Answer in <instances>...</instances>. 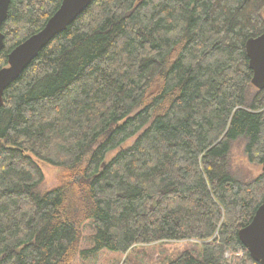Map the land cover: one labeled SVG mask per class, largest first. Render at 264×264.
I'll use <instances>...</instances> for the list:
<instances>
[{
	"label": "trees",
	"instance_id": "trees-1",
	"mask_svg": "<svg viewBox=\"0 0 264 264\" xmlns=\"http://www.w3.org/2000/svg\"><path fill=\"white\" fill-rule=\"evenodd\" d=\"M61 1L11 0L0 68ZM263 32L264 0H93L4 93L0 264L191 239L173 264H259L238 231L264 201V172L238 177L231 151L242 142L264 161V88L246 50ZM36 158L61 168L43 194Z\"/></svg>",
	"mask_w": 264,
	"mask_h": 264
},
{
	"label": "water",
	"instance_id": "water-1",
	"mask_svg": "<svg viewBox=\"0 0 264 264\" xmlns=\"http://www.w3.org/2000/svg\"><path fill=\"white\" fill-rule=\"evenodd\" d=\"M93 0H62L58 10L39 31L17 44L8 54L7 64L0 68V107L6 89L39 55L52 39L63 32L92 3ZM11 0H0V52L5 45L2 25L8 17ZM247 55L253 71L252 84L264 88V32L247 41ZM264 172V161L262 163ZM238 237L254 261L264 264V201L256 209L251 221L238 231Z\"/></svg>",
	"mask_w": 264,
	"mask_h": 264
},
{
	"label": "rangeland",
	"instance_id": "rangeland-1",
	"mask_svg": "<svg viewBox=\"0 0 264 264\" xmlns=\"http://www.w3.org/2000/svg\"><path fill=\"white\" fill-rule=\"evenodd\" d=\"M135 139L136 136H133L126 140L121 146L110 151L108 158L115 156L121 149L131 146ZM231 157L235 174L238 177L250 179L263 173L262 164H252L248 161L242 142H237L233 146ZM35 160L40 165L45 177L44 182L39 187L40 193L43 194L58 185V174L61 168L37 158ZM93 233L94 226L91 222H87L82 226L80 251L91 248V237ZM197 243H201V241L191 239L139 244L134 246V251L130 255L103 249L96 254H90L85 259L81 258L80 252L74 259L73 264H173L181 252L196 247Z\"/></svg>",
	"mask_w": 264,
	"mask_h": 264
},
{
	"label": "built area",
	"instance_id": "built-area-1",
	"mask_svg": "<svg viewBox=\"0 0 264 264\" xmlns=\"http://www.w3.org/2000/svg\"><path fill=\"white\" fill-rule=\"evenodd\" d=\"M230 256V252H226V257H229Z\"/></svg>",
	"mask_w": 264,
	"mask_h": 264
}]
</instances>
